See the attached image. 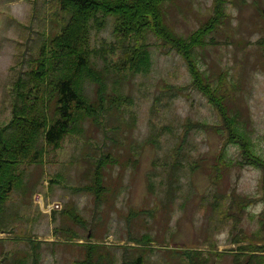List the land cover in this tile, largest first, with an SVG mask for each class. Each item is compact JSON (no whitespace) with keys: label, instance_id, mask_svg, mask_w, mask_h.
Wrapping results in <instances>:
<instances>
[{"label":"rangeland","instance_id":"374dc122","mask_svg":"<svg viewBox=\"0 0 264 264\" xmlns=\"http://www.w3.org/2000/svg\"><path fill=\"white\" fill-rule=\"evenodd\" d=\"M217 1L170 0L166 20L186 38L213 16ZM56 2L0 0V125L12 118L14 82L55 27ZM218 18L224 23L195 57L201 71L215 81L221 78L241 122L225 120L192 85L182 56L150 36L149 68L126 77L113 72L106 83L109 94L124 103L110 108L108 101L99 125L67 137L61 148L48 151L43 165L26 170L21 191L28 198L24 202L16 195L23 231L61 242L43 245L42 264L85 261L87 248L75 243L88 241L100 244L95 257L102 255L105 264H130L139 257L143 264H188L176 251L181 249L206 253L209 264H233L230 250L238 243L231 242L236 222L228 204L232 197L253 200L238 227L257 230L264 210L262 173L237 164L243 159L239 146L227 142L221 127L250 136L252 148L264 157V0H226ZM107 22L91 47L114 41L112 17ZM109 53L99 56L98 66L105 65L104 56L117 58ZM95 91L88 82L92 98ZM103 155L114 165L106 167L107 189L97 200L88 186ZM37 180L40 185H33ZM40 197L62 209L46 214Z\"/></svg>","mask_w":264,"mask_h":264},{"label":"trees","instance_id":"16d2710c","mask_svg":"<svg viewBox=\"0 0 264 264\" xmlns=\"http://www.w3.org/2000/svg\"><path fill=\"white\" fill-rule=\"evenodd\" d=\"M56 1L57 9L52 15L55 27L39 47L38 56L29 61L27 70L14 82L12 118L7 124L0 125V233L8 236L0 238V264H42L43 245H60L59 241L44 242L23 231L19 219L24 216L19 211L20 201H16V195H21L24 202L28 198L27 193L21 191L25 186L26 170L43 165L48 151L61 148L67 137L79 136L89 126L99 125L108 101L110 108H119V104L124 103L117 93L116 98L109 94L106 83L113 72L126 77L149 68L150 48L154 45L149 42L150 36L161 42V46L182 56L192 75V85L208 96L209 102L225 120L241 122L237 112L230 109V92L221 83V78L215 81L206 70L201 71L195 57L196 50L209 43L207 37L224 23L223 18H218V12L225 7L226 0H218L213 16L186 38L180 37L166 20V3L170 0ZM110 17L114 22V41L105 48L91 47L93 36L106 29ZM105 52L117 58L104 56L106 63L100 67L97 59ZM88 82L96 87L94 98L87 93ZM221 129L228 143L239 146L243 159L237 164L254 166L261 171V201L264 204V157L252 148L250 136L230 126ZM113 165L114 160L109 155H103L94 164L92 185L88 187L97 200L107 189L104 186L106 167L110 169ZM37 183L40 185L38 180L33 185ZM251 202L250 198L232 197L228 204L236 222L231 242L238 243L237 249L230 250L233 251V264H264V210L259 214L257 230L250 233L238 227ZM5 243L8 247L3 249L1 245ZM23 243L25 245L20 248ZM77 245L87 248L86 260L77 261L78 264H105L102 255L95 257L102 249L100 244L88 241ZM176 251H180L188 264L210 263L204 257L206 253ZM143 263L139 257L130 264Z\"/></svg>","mask_w":264,"mask_h":264}]
</instances>
